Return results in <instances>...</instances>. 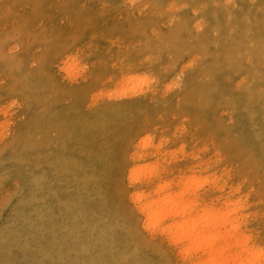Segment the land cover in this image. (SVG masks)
<instances>
[{"label":"rangeland","instance_id":"rangeland-1","mask_svg":"<svg viewBox=\"0 0 264 264\" xmlns=\"http://www.w3.org/2000/svg\"><path fill=\"white\" fill-rule=\"evenodd\" d=\"M252 1L0 0V264H197L134 198L186 176L198 214L234 189L258 255L230 253L264 264V39L229 38Z\"/></svg>","mask_w":264,"mask_h":264},{"label":"bare ground","instance_id":"bare-ground-1","mask_svg":"<svg viewBox=\"0 0 264 264\" xmlns=\"http://www.w3.org/2000/svg\"><path fill=\"white\" fill-rule=\"evenodd\" d=\"M243 0H236L237 4L238 5H242ZM235 2V3H236ZM252 2H255V3H261L260 5L263 6L264 5V0H255V1H252ZM251 3V2H250ZM246 5V4H245ZM256 5V4H255ZM234 6V5H233ZM228 7H230L231 9V5H229ZM235 7V6H234ZM238 7V6H237ZM251 6H249L250 8ZM264 7V6H263ZM240 8V7H238ZM242 8V6H241ZM244 9V8H243ZM248 10V9H246ZM250 10V9H249ZM248 10V12H249ZM253 11V9H251ZM258 10V9H257ZM234 11V10H233ZM238 12V11H236ZM243 12L244 14V11H241ZM258 12V11H256ZM234 13V16H240V14H236L235 12ZM239 13V12H238ZM252 13V12H251ZM230 14V12H229ZM232 15V14H231ZM242 15V14H241ZM245 15V14H244ZM251 15V14H249ZM259 15V14H258ZM261 16L264 17V8H262V14ZM225 17V16H224ZM245 17V16H244ZM254 17V16H252ZM262 17V18H263ZM230 18V17H229ZM228 18V19H229ZM235 18V17H234ZM242 18V17H241ZM251 18V17H249ZM231 19V18H230ZM246 19V18H245ZM253 20V18H252ZM258 20V19H257ZM261 20H264L261 19ZM227 22V21H226ZM235 23V21H233ZM232 22V23H233ZM238 22V21H237ZM225 25V24H224ZM235 28V27H234ZM222 29V28H221ZM220 29V30H221ZM246 29H252L254 31L253 35L249 38V41L248 43L241 47V46H238V47H235V49L233 48L232 51H238V52H241V51H245V53L247 54H252V56L254 55H259L260 54V50H259V45L260 43L263 41L262 39H264V21L262 23L258 22V21H255V22H250L248 21V19L243 22V23H240V21L236 24V29L234 31H232L229 35V38L234 42V43H237V40H238V37L240 35V32H242L243 30H246ZM219 31V30H218ZM221 32V31H219ZM222 33V32H221ZM219 34V33H218ZM222 35V34H221ZM224 36V34H223ZM222 37V36H221ZM219 37V38H221ZM204 38V37H203ZM216 39V38H215ZM222 39V38H221ZM219 40V39H218ZM203 41V40H202ZM226 50V49H225ZM227 52H230V51H227ZM244 54V53H243ZM245 54V55H246ZM244 55V56H245ZM223 56V55H222ZM253 56V57H254ZM262 57V55L260 56ZM259 57V58H260ZM71 58V57H70ZM258 58V57H257ZM258 58V59H259ZM262 59V58H261ZM260 59V60H261ZM71 61H73V59H71ZM225 61V59H224ZM221 62V61H220ZM262 63V62H261ZM206 68V67H205ZM255 75V74H254ZM259 75V74H258ZM256 76V75H255ZM254 76V77H255ZM259 76H262V75H259ZM132 77V76H131ZM136 77V76H135ZM147 79V78H146ZM145 79V80H146ZM260 79V78H259ZM257 81H253V83ZM259 82V81H258ZM263 84V82L261 83ZM254 86V85H253ZM254 88V87H253ZM264 89V88H263ZM238 96V95H237ZM146 98V97H145ZM123 99V98H122ZM145 101V100H144ZM147 101V100H146ZM236 102V101H235ZM238 102V101H237ZM246 102V101H245ZM134 103V102H133ZM248 103V102H247ZM131 104V103H130ZM136 104V103H135ZM249 104V103H248ZM137 105V104H136ZM242 105V104H241ZM244 105V104H243ZM247 105V104H245ZM119 106V105H118ZM117 106V107H118ZM126 106V105H125ZM120 107V106H119ZM118 107V108H119ZM127 107V106H126ZM97 117V116H96ZM148 139V138H147ZM159 139L161 140V138L159 137ZM149 143L147 144V147H151V145H149ZM158 146V144L156 145V147ZM154 147V146H153ZM160 147V146H158ZM144 148V147H143ZM142 148V149H143ZM148 150V149H147ZM156 150V149H155ZM146 151V150H145ZM149 151V150H148ZM135 152V151H134ZM141 152V151H140ZM138 153V152H137ZM132 154V153H131ZM136 154V153H135ZM139 154V153H138ZM142 154V152H141ZM149 154V153H148ZM146 155H147V152H146ZM144 154V156H146ZM129 156V155H128ZM133 156V155H132ZM131 156V157H132ZM140 156V155H138ZM143 156V157H144ZM129 157H127L128 159ZM136 158V157H135ZM134 159V158H133ZM132 159V160H133ZM154 160V159H153ZM124 161V160H123ZM130 161V160H129ZM157 162V161H156ZM123 163V162H122ZM133 163V161H132ZM139 163V162H138ZM174 163V162H173ZM137 164V163H135ZM156 164V163H155ZM166 164V163H165ZM159 165V164H157ZM129 166V165H128ZM149 166V165H148ZM160 166V165H159ZM165 166V165H164ZM163 166V167H164ZM204 165H202L201 167H203ZM133 167V166H132ZM136 167V166H135ZM139 167V166H137ZM155 167V166H154ZM131 168V167H130ZM159 168V167H158ZM157 168V169H158ZM168 168V167H167ZM188 168V167H187ZM133 169V168H132ZM135 169V168H134ZM162 169L161 167L159 168V170ZM174 169V168H172ZM158 170V171H159ZM175 170V169H174ZM127 171V170H126ZM125 171V172H126ZM156 170L154 168H147L146 167H140V168H137L135 170H132L131 171V175L134 176V175H138V177H143V176H147V175H153ZM163 172V171H162ZM161 172V173H162ZM182 172V171H181ZM158 173V172H157ZM173 174V172H172ZM184 174V173H183ZM182 174V175H183ZM157 175V174H155ZM180 175V174H179ZM180 175V176H182ZM149 176V177H150ZM158 176V175H157ZM185 176V174H184ZM126 177V176H125ZM127 177H128V174H127ZM154 177V176H153ZM187 177V176H186ZM185 177V178H186ZM132 178V177H131ZM137 178V177H136ZM144 178V177H143ZM159 178V176H158ZM184 178V182H180V184L182 186H184V189L182 191H179L180 193L178 192H175L177 194H173L171 191V193H168V190H171V189H168V186L166 184H162V185H159L158 188H156L157 190L155 191L154 195H152L153 193L151 192V195L154 197V199H151V200H148L146 199V197L144 198V195L143 194H135L136 192H134V194L136 196H134L135 198V204L138 202V210L139 212H141V214L144 216L145 218V223L141 222L142 225L145 224L146 226V229L149 228V231H156L157 232H160L164 235H166V237L169 238L170 242H173L175 244V246H177L178 244L180 245L181 249H182V252L183 254H185L186 256L185 257H189L187 255H190L191 254H201L203 256H206V259L201 261L200 259V256L198 260H200L201 262L197 263V264H244L242 261H240L239 263L238 260H237V255L238 253H235V254H232L230 252H232L231 250H234V252L240 248L242 249V251L245 253H248L249 256L247 257L248 259L251 258V257H254L258 254H256L255 252L253 253V251L251 252L252 249H250L249 246V238L250 236L248 237V235H245V232L248 234L247 231H243L241 232V226L242 224H247V220H245L244 218V214L242 215V213L244 212V208L242 206V203L240 201H236L233 199V192H234V189L231 190V192L229 193V197L225 198V200L220 203L218 206H211L210 207H206L204 208V204L203 207L201 208L202 211L200 214L197 213V210L195 209L196 207V204H197V197L195 198V192L192 193L190 191H188V189H192L195 184H197L196 180L195 179H192L190 178V175H189V178L190 179H185ZM188 178V177H187ZM195 178V177H194ZM199 178V177H198ZM129 179V178H128ZM126 179V180H128ZM138 179V178H137ZM140 179V178H139ZM142 179V178H141ZM140 179V180H141ZM145 179V178H144ZM148 181H149V178H147ZM146 179V180H147ZM153 178H151L152 180ZM160 179H161V176H160ZM178 179V177H177ZM183 179V178H181ZM223 179V178H222ZM131 182L132 180L129 179ZM140 180L138 182H140ZM150 180V181H151ZM162 180V179H161ZM180 180V179H178ZM177 180V181H178ZM201 180V179H200ZM220 180V179H219ZM147 181V182H148ZM149 181V182H150ZM176 181V182H177ZM182 181V180H181ZM198 181V180H197ZM208 181V180H207ZM133 182V181H132ZM136 182V181H135ZM163 182V181H162ZM170 182H173L170 180ZM169 182V183H170ZM146 183V182H145ZM165 183V182H164ZM168 183V182H167ZM209 183V181H208ZM174 184V183H173ZM204 184H206V182H204ZM211 184V183H210ZM218 184V183H217ZM131 185V184H130ZM137 185V184H136ZM154 185V184H153ZM169 185V184H168ZM171 185V184H170ZM169 185V186H170ZM175 185V184H174ZM180 185V186H181ZM215 185V184H214ZM212 185V186H214ZM140 186V185H139ZM157 186V185H156ZM155 186V187H156ZM204 186V185H202ZM209 186V184L207 185ZM219 186V184H218ZM222 186V185H221ZM153 186V189L155 188ZM177 187L178 186V183H177ZM216 187V186H215ZM128 188V187H127ZM131 188H133L131 186ZM171 188V187H170ZM181 188V187H179ZM178 188V189H179ZM196 188V187H195ZM198 188V187H197ZM234 188V187H233ZM236 188V187H235ZM239 188V187H238ZM220 189V188H219ZM222 189V188H221ZM230 189V188H229ZM193 190V189H192ZM148 191V190H147ZM150 191V190H149ZM167 191V192H166ZM176 191V190H175ZM195 191V190H194ZM197 191V190H196ZM217 191V190H216ZM219 191V190H218ZM230 191V190H229ZM233 191V192H232ZM238 191V190H237ZM127 192V191H126ZM165 192L167 194L163 195L162 193ZM190 192V193H189ZM209 192H210V189H209ZM222 192V191H221ZM150 193V192H149ZM148 193V194H149ZM188 193L189 195L192 193L193 194V198H190L188 197ZM236 193V192H235ZM128 194V193H127ZM147 194V193H146ZM147 194V195H148ZM187 194V196H186ZM150 195V194H149ZM163 195V196H162ZM203 195V194H202ZM208 196V194H206ZM205 195V197H206ZM212 195V194H211ZM133 196V194H132ZM201 196V194H200ZM213 196V195H212ZM223 196V195H222ZM209 197V196H208ZM215 197V196H214ZM210 198V197H209ZM235 198V197H234ZM132 199V197H131ZM207 199V197L205 198ZM214 199V198H213ZM133 200V199H132ZM201 200V199H200ZM130 201V200H129ZM204 201V200H202ZM207 201V200H206ZM211 200H209L210 202ZM218 201V200H217ZM222 201V200H221ZM131 202V201H130ZM199 203V202H198ZM201 203V202H200ZM199 203V204H200ZM215 203V202H214ZM247 203V202H245ZM198 204V205H199ZM134 205V204H133ZM200 206V205H199ZM136 207V208H137ZM194 208V209H193ZM200 208V207H199ZM247 208V207H246ZM134 210V209H133ZM136 209V211H138ZM196 210V211H195ZM194 212V214H193ZM246 212V211H245ZM258 214V213H257ZM248 215V214H247ZM255 216V215H254ZM253 216V217H254ZM142 217V216H141ZM244 217V218H243ZM256 217V216H255ZM140 218V217H139ZM258 218V217H257ZM243 220H245V223H243ZM248 225V224H247ZM144 226V227H145ZM142 227V228H144ZM246 227V226H245ZM145 229V228H144ZM145 229V230H146ZM148 231V232H149ZM145 232V231H144ZM251 232V231H250ZM159 233V234H160ZM153 234V233H152ZM158 234V235H159ZM251 234V233H250ZM154 236H156L155 234H153ZM163 235V236H164ZM254 235V234H253ZM256 235V234H255ZM161 236V235H160ZM159 236V237H160ZM151 237V236H150ZM165 237V238H166ZM155 238V237H154ZM167 239V238H166ZM251 239V238H250ZM164 240V239H163ZM159 241V240H158ZM162 241V240H161ZM167 242V241H166ZM256 242V241H255ZM169 243V242H167ZM166 244V243H165ZM171 244V243H169ZM257 244V243H256ZM164 245V244H163ZM168 245V244H167ZM173 245V244H171ZM262 245V244H261ZM173 245V247H175ZM159 247V246H158ZM179 247V249H180ZM253 247V246H252ZM256 246H254L255 248ZM253 248V249H254ZM176 249V248H175ZM174 249V250H175ZM258 249V248H257ZM256 249V250H257ZM264 249V248H262ZM170 250V249H169ZM171 251V250H170ZM242 251H240L242 253ZM259 251V250H258ZM178 252V254H176ZM175 252L176 255H179V250ZM173 253V252H172ZM240 254V253H239ZM182 255V254H181ZM180 255V256H181ZM241 255V254H240ZM242 256V255H241ZM261 256V255H260ZM264 256V255H263ZM202 257V256H201ZM176 258V257H175ZM174 258V259H175ZM190 258V257H189ZM198 258V257H197ZM243 258H245V256H243ZM178 259V258H177ZM182 259H183V256H182ZM193 259V258H192ZM191 259V260H192ZM242 259V258H241ZM240 259V260H241ZM261 259V257L259 258ZM258 259V260H259ZM189 260V259H187ZM195 260V259H193ZM192 260V261H193ZM197 260V261H198ZM244 260V259H243ZM251 260V259H250ZM181 261V259H180ZM183 261V260H182ZM190 261V260H189ZM178 262V261H177ZM259 262V261H258ZM261 262V260H260ZM254 263H256L254 261ZM193 264V263H192ZM196 264V263H194ZM246 264V263H245ZM259 264H262V263H259Z\"/></svg>","mask_w":264,"mask_h":264}]
</instances>
